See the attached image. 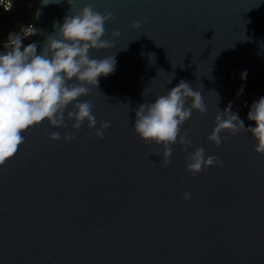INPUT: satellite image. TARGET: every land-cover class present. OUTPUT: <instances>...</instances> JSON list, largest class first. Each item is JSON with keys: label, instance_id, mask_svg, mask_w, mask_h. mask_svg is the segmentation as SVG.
<instances>
[{"label": "water", "instance_id": "obj_1", "mask_svg": "<svg viewBox=\"0 0 264 264\" xmlns=\"http://www.w3.org/2000/svg\"><path fill=\"white\" fill-rule=\"evenodd\" d=\"M87 4L113 13L104 39L120 33L114 47L90 52L113 55L115 71L80 98L92 102L97 128L111 126L99 140L85 123L67 143L45 130L73 134L72 121L25 133L0 167V264H264V156L248 132L222 133L220 147L207 140L229 103L254 126L247 114L264 96V0H76ZM70 9L67 0H37L40 31L24 46L35 42L39 53ZM135 20L141 28H130ZM181 80L201 91L207 111H193L182 128L192 146L173 145L165 168L150 155L162 146L134 133L135 110ZM198 147L224 166L193 177L186 162Z\"/></svg>", "mask_w": 264, "mask_h": 264}, {"label": "clouds", "instance_id": "obj_2", "mask_svg": "<svg viewBox=\"0 0 264 264\" xmlns=\"http://www.w3.org/2000/svg\"><path fill=\"white\" fill-rule=\"evenodd\" d=\"M59 2L41 0L43 6ZM67 2L71 6L70 13L62 24L53 23L54 31L46 35L39 53L37 43L23 44L24 39L40 31L34 25L9 32L3 43L4 51L0 52V167H4L26 142L25 133L44 122L52 128H67V122L72 121L73 134L62 137L60 132L45 130L51 141L63 139L66 143L75 139L74 133L85 123L89 130L95 129L94 136L99 140L111 126L108 121H100L97 128L92 102L81 101L80 98L97 89L101 77L115 71L113 55L102 58L90 55L92 50L114 47L119 31H113L110 39H104L105 25L113 19V13L95 10L91 4L77 7L76 0ZM0 6L5 12H10L12 0H0ZM39 14L38 10L37 18ZM141 26L142 21L135 20L130 28L139 29ZM246 76L244 72L241 78L246 79ZM242 93L243 88L238 95ZM231 109L229 103L219 111L207 140L220 147L222 141L227 140L222 133L235 136L248 132L255 140L254 151L264 156V96L252 103L247 114V119L254 122V126L246 127L238 113ZM193 111L204 114L207 111L205 100L201 91L194 90L184 80L166 90V94L156 96L154 102L141 103L135 110L134 133L145 145L162 146V153H150L161 157L162 167L166 168L171 163L173 145L179 143L184 151L192 146L188 132L182 134V128ZM217 166L223 167V161L213 155L206 156L203 147L195 148L187 156L186 170L193 177ZM182 196L187 201L192 198V193L184 192Z\"/></svg>", "mask_w": 264, "mask_h": 264}, {"label": "rangeland", "instance_id": "obj_3", "mask_svg": "<svg viewBox=\"0 0 264 264\" xmlns=\"http://www.w3.org/2000/svg\"><path fill=\"white\" fill-rule=\"evenodd\" d=\"M12 1V10L0 15V41L7 39L9 32H17L35 19L37 0Z\"/></svg>", "mask_w": 264, "mask_h": 264}, {"label": "built area", "instance_id": "obj_4", "mask_svg": "<svg viewBox=\"0 0 264 264\" xmlns=\"http://www.w3.org/2000/svg\"><path fill=\"white\" fill-rule=\"evenodd\" d=\"M12 3H13V1H12ZM4 13H7V12H5V11L3 10V7L0 6V15H2V14H4ZM29 25H34V22H30V23L24 25V27L29 26ZM20 30H21V28H20ZM20 30H18V31H20ZM18 31H17V32H18ZM6 40H7V39H5V40H3V41H0V52H3V51H4L3 43H4ZM24 40H25V39H24Z\"/></svg>", "mask_w": 264, "mask_h": 264}]
</instances>
